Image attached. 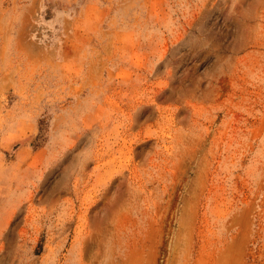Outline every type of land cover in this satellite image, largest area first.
<instances>
[{"label": "rangeland", "instance_id": "1", "mask_svg": "<svg viewBox=\"0 0 264 264\" xmlns=\"http://www.w3.org/2000/svg\"><path fill=\"white\" fill-rule=\"evenodd\" d=\"M0 264H264V0H0Z\"/></svg>", "mask_w": 264, "mask_h": 264}]
</instances>
